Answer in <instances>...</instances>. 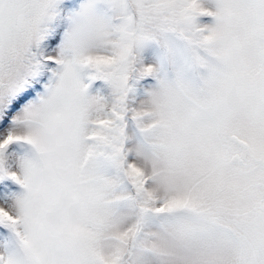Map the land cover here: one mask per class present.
Instances as JSON below:
<instances>
[{
	"label": "snow or ice",
	"instance_id": "1",
	"mask_svg": "<svg viewBox=\"0 0 264 264\" xmlns=\"http://www.w3.org/2000/svg\"><path fill=\"white\" fill-rule=\"evenodd\" d=\"M0 264H264V0H0Z\"/></svg>",
	"mask_w": 264,
	"mask_h": 264
}]
</instances>
